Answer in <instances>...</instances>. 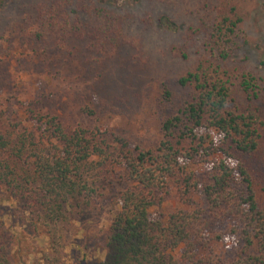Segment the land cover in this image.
Segmentation results:
<instances>
[{
    "label": "trees",
    "instance_id": "1",
    "mask_svg": "<svg viewBox=\"0 0 264 264\" xmlns=\"http://www.w3.org/2000/svg\"><path fill=\"white\" fill-rule=\"evenodd\" d=\"M112 1L46 0L24 18L34 28L22 38H53L59 50L78 40L93 61L124 48L138 58L141 40ZM234 10L190 32L195 62L178 79L186 92L159 85L152 144L132 143L89 107L90 126L30 104L0 110V264H69L64 234L92 213L105 215L103 258L75 264H264V176L254 170L264 89L232 62L242 22ZM188 47L171 51L187 60ZM173 188L189 202L154 213ZM35 240L46 247L29 250Z\"/></svg>",
    "mask_w": 264,
    "mask_h": 264
},
{
    "label": "rangeland",
    "instance_id": "2",
    "mask_svg": "<svg viewBox=\"0 0 264 264\" xmlns=\"http://www.w3.org/2000/svg\"><path fill=\"white\" fill-rule=\"evenodd\" d=\"M44 1L0 0V110H19L30 104L43 113L58 115L67 125L90 126L94 118L82 111L89 107L101 113L103 124L132 143L152 144L160 136L163 117L155 109L159 85L168 84L176 98L185 94L178 79L195 62L190 32L202 20L232 15L231 8L242 18L232 62L258 74L264 89V0H113L112 7L127 15L126 32L140 38L142 54L137 58L134 50L124 48L99 61L89 58L78 40L59 50L53 38L38 44L28 39L34 26L24 24V18ZM23 31H27L26 39ZM187 44V60L171 51ZM258 105L264 118V95ZM254 163V170L264 176V136ZM193 200L201 203L198 195ZM183 202L189 201L173 188L153 212L173 211ZM105 224V215L96 213L85 223L72 224L63 237L69 264L82 257L86 261L103 258L99 230ZM86 243L88 249H83ZM36 245L35 250L44 249L46 242L35 240L29 250Z\"/></svg>",
    "mask_w": 264,
    "mask_h": 264
}]
</instances>
